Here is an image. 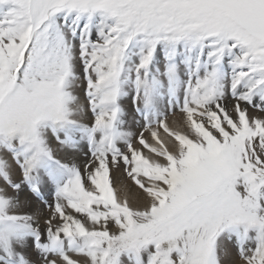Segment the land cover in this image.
I'll return each mask as SVG.
<instances>
[{
  "label": "rangeland",
  "instance_id": "obj_1",
  "mask_svg": "<svg viewBox=\"0 0 264 264\" xmlns=\"http://www.w3.org/2000/svg\"><path fill=\"white\" fill-rule=\"evenodd\" d=\"M173 116H188L199 135L196 144L191 136L177 134L187 151L211 145L224 160L226 144L236 140L238 160L230 169L222 163L234 177L222 183L224 192L192 202H201L203 211L163 201L157 207L167 212L163 217H154L152 207L146 211L150 220L141 213L138 224L123 228L120 236L95 235L97 250L109 258L104 264H119L125 254L132 264H200L218 228L232 227L244 236L262 226L245 217L241 198L230 202L226 196L232 187L236 192L247 185L250 200L264 214V126L249 118L264 117V0H0V146L20 162L22 181L11 178L1 158L0 176L5 189L18 194L14 205L23 208L15 206L17 216L0 212L4 264H21L12 250L8 253L18 234L30 233L29 247L33 237L36 249L47 226L45 215L58 220L61 202L72 205L88 196L83 189L80 198L68 191L77 171L43 149L41 131L50 134L54 148L80 145L91 157L104 153L118 159L125 177L132 178L134 162L126 158L136 141L171 168V158L151 147L146 132L161 126L173 133L164 125ZM130 123L136 135L123 140L121 130ZM152 170L141 169L145 190L163 197L172 174L155 176ZM41 172L51 173L59 190L45 193L39 186ZM95 204L103 212L98 221L109 223V229L131 221L115 215L119 204ZM193 217L197 227H189ZM194 227L196 236L182 244ZM237 245L239 259L249 260ZM145 248L153 255L150 261ZM249 252L264 264L263 252Z\"/></svg>",
  "mask_w": 264,
  "mask_h": 264
},
{
  "label": "bare ground",
  "instance_id": "obj_2",
  "mask_svg": "<svg viewBox=\"0 0 264 264\" xmlns=\"http://www.w3.org/2000/svg\"><path fill=\"white\" fill-rule=\"evenodd\" d=\"M77 67L78 66L75 65V68ZM69 83L72 85L77 84L73 80ZM74 87L77 88L78 85ZM75 92L74 94L77 98H81V95L78 94V92ZM156 94L157 90L155 92V95ZM162 103L163 100L159 97L156 101V105L160 107L163 105ZM76 110L79 112L78 108ZM249 118L251 124L262 123L261 127L264 126V117L249 116ZM164 123V125L169 127L173 133H168L161 126H157L146 132V139L151 147L157 150L159 149V154L162 153V155L164 154L171 158V168L165 164L164 160L155 156L154 153L141 149L136 141L133 154L126 158L131 159L134 162L132 168L135 177H129L130 179L125 177L126 174L124 169L120 167L121 165H119L120 163L118 159H109V155L104 153H101L99 156L96 155L95 157H91L89 150L81 149L80 145L54 148L55 146H53L50 134L47 133V131H41V143L43 149L54 158L60 160V162L71 169L72 172L77 171V181H75V185L73 184L68 188V191L75 192L74 197L80 198L79 190L83 189L88 196L86 198L82 196V200L72 205H67V203L61 202L60 205L63 208V213L62 216L58 217V220L52 218L48 219L47 214L45 215V223L48 227L46 226L44 229L40 228L43 236L41 245L37 246L36 249L33 237L29 247L28 241L31 234L20 233L14 238L13 244L8 253L12 250L11 254L13 253L21 264H41V259L44 260L45 264H104L105 262H108L109 258L107 259V256L100 251L101 249L97 250V239L93 238L95 235L108 237L110 233L114 236H120L124 233L123 228L128 229V227H131L133 224H138V220L141 219L139 217L141 213L145 216L144 220H150L152 218L149 213L150 211H146L152 207L156 208L153 213L154 217H163L167 212L161 211L157 208L163 201L167 202L171 207L187 205L188 209H194L196 207L198 210H202L201 202H197V204L192 202L200 201V198H207L212 195V193L218 195L220 191L224 192L225 187L222 186V183L224 184L226 181L231 180L234 177V173H228L223 170L222 163L223 165L225 164V167L230 169L232 163L238 160L237 141L234 140L231 144H226L224 152L225 159L223 160V158L217 156V149L215 147L211 148V145H198L194 148L193 152H191L187 151L180 143H178L179 140H177V134L184 136L185 138L191 136V140L195 141L196 144L200 141L199 135L196 133L193 123L188 116H178V118L176 116L169 117ZM134 125L135 123H130L128 128L121 130L120 135L123 140H130L131 137L136 135ZM0 158L3 161L5 170H9L11 178L15 182L20 183L22 181V178L20 179L22 174L19 171L20 162L18 160L15 161L13 157L11 158L6 151H2L1 146ZM107 160L115 161L116 166H114L113 163H109ZM145 166H149L153 169L152 171H149V173L155 176L160 175L159 171H169L172 174V177H170L171 187L166 190L165 196L161 197L146 192L141 177L143 174L141 169L144 170ZM50 174L47 175L43 172L39 173V186L45 193L51 192L53 188L59 190L57 183L54 182L53 185L50 181V179H52ZM53 174L55 176L57 175L56 172ZM224 175H229V177L224 179ZM238 179H236L237 183L241 184ZM3 182L4 181L3 179L1 180L0 176V212L3 215H7V217L12 215L17 216L18 212L15 210L16 205H14V200L17 199L16 197H18V194H10V192L5 189L7 185ZM24 189L26 191V188ZM236 190L237 191L235 192V189L232 187L231 192L229 194L227 193L226 197L231 200L230 202L233 201V198L235 201L241 198V210L245 217L248 220L261 223L262 226L251 228L249 230L250 235L244 236H242V234L240 235L239 232L232 227L224 226L220 229L218 228L214 231L212 237L213 240L208 247V252L203 255L200 264H258V257L249 254V250H259L263 252L262 257H264V214L262 209L259 208L261 206H258L255 202L250 200L251 198L247 185L242 188L241 186H238ZM99 202H106L108 204L110 202L112 205L119 204L121 207H118L117 205L118 209L115 211V215H128L129 218H131V221H128L126 224L123 223L124 226H115L113 229H109V223L105 225V223L103 224L98 221L99 214H103L102 210H100V204H95ZM69 206L72 207V213ZM26 208L28 207L26 206ZM81 208L83 212L81 211ZM87 208L91 211L90 214L86 216V213L84 212ZM19 209L22 210L23 208L17 207V210ZM37 211H41L38 206ZM205 212L206 211H204V213ZM195 220L196 218L194 217L190 220L189 227H197L195 225ZM195 227L187 231L181 240L182 244H185L187 241L190 242L193 236H196L195 230L198 229ZM60 237H65L68 240L76 238V240L70 241L68 244L67 242H58L57 240L61 239ZM45 238L47 240H45ZM79 238L81 241L78 240ZM237 243L240 247L244 248V255L249 260L241 261L239 259V246ZM187 246L189 249L188 252H191L192 246L190 243H188ZM8 249L9 248H6V250ZM145 249L146 253L150 250V248ZM67 251H70V253H66ZM59 252H61V255ZM0 253H2V251H0ZM8 253L4 254L9 255ZM38 253L41 255L39 256ZM146 253H144V256L150 261V257L153 255L149 252ZM21 254H23L22 258H20ZM35 255H37L38 258L34 257ZM4 256L5 255L0 254V264H4ZM6 259L7 258H5V261ZM119 264H132V262L125 254L120 258Z\"/></svg>",
  "mask_w": 264,
  "mask_h": 264
}]
</instances>
